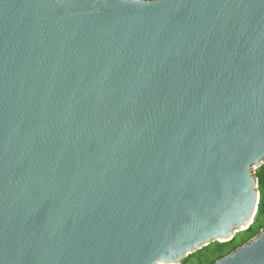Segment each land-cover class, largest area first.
<instances>
[{
    "label": "water",
    "instance_id": "95a60500",
    "mask_svg": "<svg viewBox=\"0 0 264 264\" xmlns=\"http://www.w3.org/2000/svg\"><path fill=\"white\" fill-rule=\"evenodd\" d=\"M262 165L264 0H0V264H181Z\"/></svg>",
    "mask_w": 264,
    "mask_h": 264
},
{
    "label": "trees",
    "instance_id": "16d2710c",
    "mask_svg": "<svg viewBox=\"0 0 264 264\" xmlns=\"http://www.w3.org/2000/svg\"><path fill=\"white\" fill-rule=\"evenodd\" d=\"M255 174L258 182L259 203L252 225L248 229L237 233L228 242H212L205 248L188 255L183 264H190L191 262L195 264H213L216 260L243 245L264 228V165L258 167Z\"/></svg>",
    "mask_w": 264,
    "mask_h": 264
},
{
    "label": "rangeland",
    "instance_id": "374dc122",
    "mask_svg": "<svg viewBox=\"0 0 264 264\" xmlns=\"http://www.w3.org/2000/svg\"><path fill=\"white\" fill-rule=\"evenodd\" d=\"M181 264H183V262ZM190 264H195V263L194 262H191Z\"/></svg>",
    "mask_w": 264,
    "mask_h": 264
}]
</instances>
